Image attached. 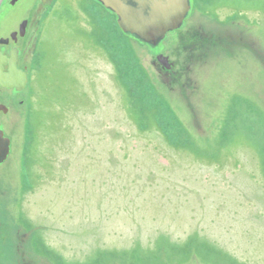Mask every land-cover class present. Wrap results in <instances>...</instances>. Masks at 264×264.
Masks as SVG:
<instances>
[{"label":"rangeland","instance_id":"1","mask_svg":"<svg viewBox=\"0 0 264 264\" xmlns=\"http://www.w3.org/2000/svg\"><path fill=\"white\" fill-rule=\"evenodd\" d=\"M52 1L6 0L0 35ZM89 1L58 0L38 44L40 142L25 159L20 126L0 264H264V0H230L257 45L213 49L171 85L158 56L183 64L176 31L150 47L106 10L84 32Z\"/></svg>","mask_w":264,"mask_h":264},{"label":"flooded vegetation","instance_id":"2","mask_svg":"<svg viewBox=\"0 0 264 264\" xmlns=\"http://www.w3.org/2000/svg\"><path fill=\"white\" fill-rule=\"evenodd\" d=\"M8 0V3L15 6L20 0ZM86 1V0H83ZM210 0H189L190 8L181 28L175 32L179 44L177 51L182 63L176 67V62L168 60L166 67L159 66V73L163 74L166 81L175 83L177 78L184 77L186 71H193V65L201 63L204 59H210L217 55L212 51L218 48L240 45L246 51L249 43H246V36L255 42L254 38L246 34V15L242 12H233V5L230 0H213L211 6H203ZM42 0H37L36 6L41 5ZM58 0L51 2V7H33L26 18H23L17 28L6 35H0V194L6 195L3 182L7 179V168L15 154L17 147V133L22 127V156L27 159L25 152L34 149V145L40 142V130H34V117L36 115L35 103L37 95L33 90L34 82L42 72V59H38L37 47L42 41L44 31L51 21V15ZM6 4V2L4 3ZM48 5V4H47ZM89 12L83 8L78 15V25L84 32H89L90 19L98 27H106V19L101 18L103 11L107 9L98 1H89ZM1 11V10H0ZM214 16L213 25L206 28L196 15ZM102 21H100V20ZM213 23V24H212ZM199 24V25H198ZM237 25V29H233ZM209 27V26H207ZM105 32V31H104ZM237 36V37H236ZM106 37V36H104ZM249 39V40H250ZM254 45H257L255 42ZM251 46V45H250ZM174 49L170 50L167 59H172ZM214 49V50H213ZM212 50V51H211ZM177 55V54H176ZM213 55V56H209ZM182 59V60H181ZM183 72H185L183 74ZM187 72V73H188ZM171 81V82H170ZM20 133V132H19ZM24 134V135H23ZM39 146V145H38ZM39 165L34 163V167ZM28 184V183H26ZM26 186V185H25ZM25 188V187H24ZM32 188V186H31ZM30 190V188H29ZM22 221V220H21ZM42 244V243H41ZM48 250L47 245L42 244ZM50 252V251H49ZM19 264H32L25 259Z\"/></svg>","mask_w":264,"mask_h":264},{"label":"water","instance_id":"3","mask_svg":"<svg viewBox=\"0 0 264 264\" xmlns=\"http://www.w3.org/2000/svg\"><path fill=\"white\" fill-rule=\"evenodd\" d=\"M98 1L116 15L123 33L135 36L150 47L159 46L169 33L179 30L190 8L189 0ZM5 2L0 0L1 11ZM158 61L165 65L168 59L159 55Z\"/></svg>","mask_w":264,"mask_h":264},{"label":"trees","instance_id":"4","mask_svg":"<svg viewBox=\"0 0 264 264\" xmlns=\"http://www.w3.org/2000/svg\"><path fill=\"white\" fill-rule=\"evenodd\" d=\"M109 11V10H108ZM110 13H112L111 11H110ZM113 15H115L114 13H113ZM116 16V15H115ZM119 28V27H118ZM120 29V28H119ZM120 31L122 32V30L120 29ZM122 34L123 35H125V36H127L128 37V39L129 40H131L132 38H134V39H136V40H138L139 42H141L139 39H137L135 36H132V35H128V34H125V33H123L122 32ZM129 40H127V42L129 41ZM143 43V42H142ZM111 57V60L113 61V60H115V59H113L114 58V51H111V53H108ZM113 57V58H112ZM117 64V63H116Z\"/></svg>","mask_w":264,"mask_h":264},{"label":"bare ground","instance_id":"5","mask_svg":"<svg viewBox=\"0 0 264 264\" xmlns=\"http://www.w3.org/2000/svg\"><path fill=\"white\" fill-rule=\"evenodd\" d=\"M258 56L262 57L263 55L260 53V54H258ZM262 61H263V63H264V59H262ZM159 66H161V68H167V67H166V64L164 65V64H162V63H160V62H159Z\"/></svg>","mask_w":264,"mask_h":264}]
</instances>
